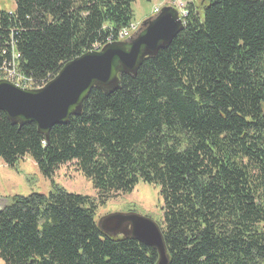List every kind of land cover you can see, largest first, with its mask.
Listing matches in <instances>:
<instances>
[{
    "label": "trees",
    "instance_id": "obj_1",
    "mask_svg": "<svg viewBox=\"0 0 264 264\" xmlns=\"http://www.w3.org/2000/svg\"><path fill=\"white\" fill-rule=\"evenodd\" d=\"M136 0H14L0 11V65L41 88L63 64L119 41ZM151 1V0H145ZM183 29L121 76L92 89L80 115L52 127L0 112V161L31 158L51 179L74 162L104 205L141 181L158 186L167 264H264V0H182ZM87 196L53 184L0 207L4 264H157L155 249L100 231Z\"/></svg>",
    "mask_w": 264,
    "mask_h": 264
},
{
    "label": "water",
    "instance_id": "obj_2",
    "mask_svg": "<svg viewBox=\"0 0 264 264\" xmlns=\"http://www.w3.org/2000/svg\"><path fill=\"white\" fill-rule=\"evenodd\" d=\"M182 29L177 10L163 6L125 40L108 42L63 64L41 88H21L0 80V112L12 125L33 124L48 141L52 127L80 115L92 89L113 93L119 88L121 76H135L143 61L167 48ZM98 228L107 235L129 236L155 249L157 264H167L160 228L152 220L135 213L113 214L102 219Z\"/></svg>",
    "mask_w": 264,
    "mask_h": 264
},
{
    "label": "rangeland",
    "instance_id": "obj_3",
    "mask_svg": "<svg viewBox=\"0 0 264 264\" xmlns=\"http://www.w3.org/2000/svg\"><path fill=\"white\" fill-rule=\"evenodd\" d=\"M174 1L136 0L133 2L131 10L133 13L132 24L135 26V30L131 35L138 30L145 19L153 16L155 8L160 10L163 6H172L177 10L178 8L175 6ZM183 5L184 7L181 11L177 10L181 19L187 13L184 1ZM14 7V0H0V11L12 12ZM53 184L63 188L68 193L87 196L92 199L96 205L95 221L97 226L107 216L128 213L146 217L157 224L159 228L162 226L163 201L159 195L158 186L140 181L129 194H118L102 205L98 202V197L91 181L76 169L74 162L60 166L53 177L48 179L41 175L34 161L27 156L19 160L13 168L7 167L0 161V207L14 196L25 197L32 193L47 195ZM260 226L264 229V222ZM116 237L123 236L118 234ZM0 264H4L1 258Z\"/></svg>",
    "mask_w": 264,
    "mask_h": 264
},
{
    "label": "built area",
    "instance_id": "obj_4",
    "mask_svg": "<svg viewBox=\"0 0 264 264\" xmlns=\"http://www.w3.org/2000/svg\"><path fill=\"white\" fill-rule=\"evenodd\" d=\"M174 4L178 8L177 10H179V11H181L183 9V7H184L182 0H175ZM158 11L159 10L157 8H155L154 11H153V14H157ZM134 30H135V26L133 24H130L127 28L122 29L119 32L117 39L120 40V41L121 40H125L127 37H129L134 32ZM129 32H131V33H129ZM108 42H111V40L108 41ZM100 48L101 47H99V46H94L93 50H98ZM18 59H19V55L16 54L14 49H13V51L11 52V61L9 63L8 62H3L0 65V80L9 81L12 84H14L15 86H18V87H21V88L37 89V87L33 85V82L30 79L25 78L19 72L18 64H17V60Z\"/></svg>",
    "mask_w": 264,
    "mask_h": 264
},
{
    "label": "clouds",
    "instance_id": "obj_5",
    "mask_svg": "<svg viewBox=\"0 0 264 264\" xmlns=\"http://www.w3.org/2000/svg\"><path fill=\"white\" fill-rule=\"evenodd\" d=\"M159 10V9H158ZM159 12V11H158ZM156 15V14H153V16ZM120 41V40H119Z\"/></svg>",
    "mask_w": 264,
    "mask_h": 264
}]
</instances>
